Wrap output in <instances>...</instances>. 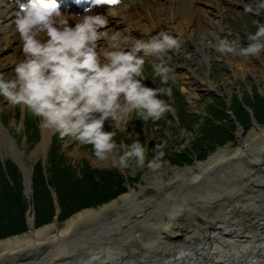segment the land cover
<instances>
[{
    "label": "bare ground",
    "instance_id": "obj_1",
    "mask_svg": "<svg viewBox=\"0 0 264 264\" xmlns=\"http://www.w3.org/2000/svg\"><path fill=\"white\" fill-rule=\"evenodd\" d=\"M244 1L125 0L124 4L110 7L117 15L108 17V30L146 40L158 33L159 21L160 31L180 38L181 53L186 40L201 34L195 46L200 60L191 58L181 65L176 61L181 53H170L169 62L175 77L196 90L198 86H192L189 79L196 76L200 66H210L215 60L231 65L229 56L216 51L213 45L217 43L216 36L241 41L229 24L228 12L231 5ZM18 8L11 0H0V57L4 50L15 51L22 53L16 55L20 62L25 57L15 31ZM110 8L87 14L107 15ZM63 15L73 27L82 19ZM99 43L107 48L105 41ZM212 53L217 54L215 58ZM263 54L244 58L253 75L261 79ZM146 58L158 62L154 57ZM197 83L206 91L216 88L208 79H198ZM248 111L251 126L247 131L238 126L235 146H220L206 159L184 167L162 165L145 176L148 184L127 186L112 200L72 213L63 225L56 206L54 219L37 226L31 206L33 168L27 165L8 129L0 125V152L5 148L6 155L18 163L30 205L27 231L0 238V264H264V123ZM109 122L115 126L111 119ZM55 132L42 128V140L29 156L39 151L45 154ZM121 140H125L123 131ZM146 188L157 192L141 197ZM26 255L27 259H23Z\"/></svg>",
    "mask_w": 264,
    "mask_h": 264
},
{
    "label": "rangeland",
    "instance_id": "obj_2",
    "mask_svg": "<svg viewBox=\"0 0 264 264\" xmlns=\"http://www.w3.org/2000/svg\"><path fill=\"white\" fill-rule=\"evenodd\" d=\"M255 2L256 0H245L243 4H233L228 12L229 24L233 25L237 37L238 34L241 36V46H247L249 43L247 37L257 31L258 22L264 23V12L255 16L244 10V5ZM142 24L144 25L145 22ZM146 24L149 25L150 22ZM195 28L199 30L200 27L196 25ZM200 35H194L192 39L186 40L184 52L176 59L177 63L183 65L189 63L191 58L201 59L200 54L195 52V46L200 42ZM7 51L4 50L0 57V73L11 78L14 76V67L19 62L16 55L19 57L22 53L15 54V51L7 53ZM212 54L214 58L217 55ZM227 55L231 61L230 66L221 60H215L210 66L202 65L198 68L196 76L189 79L192 86H198L196 90H192L191 85L176 78L174 72V80L164 85L172 88V95L159 97L165 99L171 106V111L165 113L159 121L150 119L144 123L133 113L123 124L125 134L123 143L131 145L133 141L138 140L147 149L146 164L143 168L137 167L133 161L129 162L130 166L127 168L113 166V158L118 159L123 154L125 151L123 147H118L108 160L101 161L95 157L91 145H83L68 136L62 137L58 132L53 134L45 154L39 151L38 154L29 156L42 140L40 118L31 115L27 110L21 113L19 107H13L0 98V125L8 129L9 136L18 144L20 151H23L27 165L33 168L31 200L33 212L37 213V209L43 207L46 211L41 210V213L46 212L47 215H39V221L50 219L48 222L42 221L40 225L54 219L56 206L60 208L62 214L65 210L71 211L64 218L62 215L61 225H63L65 218L72 213L83 208L95 207L103 202L95 204L96 200L105 198L107 202L116 198L120 188L126 191L127 186L139 188L148 184L145 176L152 175L154 170L146 165L147 161L154 157V148L157 144L165 145L163 148L165 156L161 162L163 166L169 163L172 166L184 167L196 160L206 159L220 146H235L238 126L245 127V131L251 126L248 109L261 123H264V79L253 75L244 62L245 57ZM145 59L144 72L148 78L143 83L148 87L158 88L159 79L157 78L156 82L152 79L153 62ZM258 65L260 68L263 67L260 63ZM235 72L237 75H234ZM196 78L208 79L216 88L210 91L203 90L204 86L196 84ZM21 118L24 120V131L17 133L16 125ZM105 130L115 131L117 135L114 139L118 145L122 143L120 128H115L109 120L105 123ZM88 169L94 172V178L86 171ZM24 188L20 167L13 157L6 155V149L3 148L0 152V194L5 195L6 201L10 198L8 206L11 208V213L16 214L18 209L21 211L24 209L22 224L26 226L24 230L27 231L30 205ZM94 188L98 191H93ZM72 191H77L79 195L69 200L68 196ZM88 192L95 194L91 195ZM156 192L154 188H146L141 197L151 196ZM19 222L1 220L0 234L6 230L21 228ZM46 250L47 248H44V252ZM25 258L27 259V255L23 257Z\"/></svg>",
    "mask_w": 264,
    "mask_h": 264
},
{
    "label": "clouds",
    "instance_id": "obj_3",
    "mask_svg": "<svg viewBox=\"0 0 264 264\" xmlns=\"http://www.w3.org/2000/svg\"><path fill=\"white\" fill-rule=\"evenodd\" d=\"M121 3L109 4L115 6ZM244 10L259 16L264 12V0L244 5ZM73 27L61 13L57 0H27L15 12V31L22 42L24 59L14 67V76L0 73V98L9 105L27 110L40 118V126L55 130L83 145H91L97 159L112 157L118 147L125 151L113 166L121 169L133 161L145 167L146 147L137 141L131 145L117 144L115 131L105 130L111 119L115 128L133 113L146 123L159 121L171 111V106L160 95L170 97L172 88L165 87L174 80L169 66L170 53L179 55L182 41L169 31L161 30L148 39L125 37L120 31L109 32V16L87 14ZM213 46L222 54L259 57L264 52V23L258 22L257 31L249 34L247 46L239 38L216 36ZM107 48L100 47V41ZM146 57H154L152 79H159V87L146 86L144 65ZM17 133L24 131V120L16 125ZM124 131V129H121ZM165 145L157 144L155 155L147 161L152 170L162 166Z\"/></svg>",
    "mask_w": 264,
    "mask_h": 264
},
{
    "label": "trees",
    "instance_id": "obj_4",
    "mask_svg": "<svg viewBox=\"0 0 264 264\" xmlns=\"http://www.w3.org/2000/svg\"><path fill=\"white\" fill-rule=\"evenodd\" d=\"M174 161H175V159H173ZM177 161V160H176ZM87 172H89V174L94 178V172L92 171V170H90V169H88V170H86ZM96 184H97V182H96ZM70 191V190H69ZM93 191H98V189H93ZM120 192L122 193V192H124V189H122V188H120L119 189V193L118 194H120ZM89 193V192H88ZM89 194H91V195H93V194H95V192H93V194H92V192H90ZM77 195H79L78 194V192L77 191H72L70 194H69V196H68V199L69 200H71V199H74V197H77ZM8 198V197H7ZM62 200V199H61ZM107 199H105V198H101V199H98V200H96L95 201V204H97V203H100V202H105ZM9 202H10V198H8L7 199V201H6V197H5V195H1L0 194V221L1 220H3L4 222H12V221H14V222H16V220H18V221H20L19 222V224H21L22 226H21V228H17V229H12V230H6V231H4V233H2V234H0V238H3V237H7V236H10V235H13V234H17V233H21V232H24L25 230H24V228L26 227H24V224H22L23 223V211H24V209H22V211L20 210V209H18V211H17V213L16 214H14V213H11V208L8 206V204H9ZM97 202V203H96ZM102 202V203H103ZM88 204V203H87ZM86 204V205H87ZM83 205H85V204H83ZM89 205V204H88ZM21 206L23 207V204L21 203ZM89 206H91V205H89ZM80 207H81V205H80ZM79 207V208H80ZM78 208V207H77ZM38 211H37V213H36V223H37V226H41L40 224H42L43 222L42 221H44V220H47V221H45V222H48V220H50V219H48V218H46V219H44V220H41V221H39V217L41 216V215H47V213L46 212H44V214L43 213H41V210H43V211H46V210H44L43 209V207H41V209H37ZM75 210H77V209H75ZM69 212H71V211H64L63 212V214L61 213V217H62V215H63V218L69 213ZM40 215V216H39ZM50 218V217H49ZM24 230V231H23ZM3 232V231H2Z\"/></svg>",
    "mask_w": 264,
    "mask_h": 264
},
{
    "label": "snow or ice",
    "instance_id": "obj_5",
    "mask_svg": "<svg viewBox=\"0 0 264 264\" xmlns=\"http://www.w3.org/2000/svg\"><path fill=\"white\" fill-rule=\"evenodd\" d=\"M118 2H119V0H95L96 4H106V5L115 4Z\"/></svg>",
    "mask_w": 264,
    "mask_h": 264
},
{
    "label": "water",
    "instance_id": "obj_6",
    "mask_svg": "<svg viewBox=\"0 0 264 264\" xmlns=\"http://www.w3.org/2000/svg\"><path fill=\"white\" fill-rule=\"evenodd\" d=\"M25 191V190H24Z\"/></svg>",
    "mask_w": 264,
    "mask_h": 264
}]
</instances>
